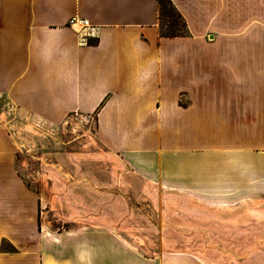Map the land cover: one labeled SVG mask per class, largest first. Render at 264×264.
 Segmentation results:
<instances>
[{
    "label": "crops",
    "instance_id": "obj_1",
    "mask_svg": "<svg viewBox=\"0 0 264 264\" xmlns=\"http://www.w3.org/2000/svg\"><path fill=\"white\" fill-rule=\"evenodd\" d=\"M171 1L186 35L162 36L158 0H0V94L52 125L97 117L99 141L164 188L264 201V0ZM13 145L0 132V264H207L109 230L42 235Z\"/></svg>",
    "mask_w": 264,
    "mask_h": 264
},
{
    "label": "rangeland",
    "instance_id": "obj_2",
    "mask_svg": "<svg viewBox=\"0 0 264 264\" xmlns=\"http://www.w3.org/2000/svg\"><path fill=\"white\" fill-rule=\"evenodd\" d=\"M169 21L165 15L164 30ZM0 132L14 144L16 171L33 192L42 235L103 229L147 257L178 251L207 264H264L263 200L220 204L164 188L99 141L95 116L52 125L0 94Z\"/></svg>",
    "mask_w": 264,
    "mask_h": 264
},
{
    "label": "trees",
    "instance_id": "obj_3",
    "mask_svg": "<svg viewBox=\"0 0 264 264\" xmlns=\"http://www.w3.org/2000/svg\"><path fill=\"white\" fill-rule=\"evenodd\" d=\"M159 3V11H160V27L162 36L172 37V36H181L187 34V24L185 19L182 17L180 12L176 9L173 2L171 0H158ZM166 4H168L169 10H166ZM175 11V14L172 12ZM168 16L170 18L169 24L167 25V30L163 29L162 20L164 16ZM177 16L180 18L178 20H172V17ZM182 27V28H181Z\"/></svg>",
    "mask_w": 264,
    "mask_h": 264
},
{
    "label": "built area",
    "instance_id": "obj_4",
    "mask_svg": "<svg viewBox=\"0 0 264 264\" xmlns=\"http://www.w3.org/2000/svg\"><path fill=\"white\" fill-rule=\"evenodd\" d=\"M69 24L70 26L77 28L78 32H82L83 30L86 29H91L90 32H88L87 34H84L82 36V40L83 42L87 41V37L89 36H94V26L90 23V21L87 18H82L79 16H72L69 20ZM76 116V115H75Z\"/></svg>",
    "mask_w": 264,
    "mask_h": 264
}]
</instances>
